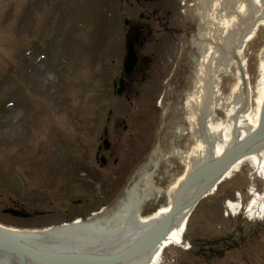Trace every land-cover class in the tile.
<instances>
[{
  "label": "rangeland",
  "instance_id": "374dc122",
  "mask_svg": "<svg viewBox=\"0 0 264 264\" xmlns=\"http://www.w3.org/2000/svg\"><path fill=\"white\" fill-rule=\"evenodd\" d=\"M76 1L65 0L63 2L61 0V4L59 5L57 4V0H44L40 4L51 3L49 11L45 10L44 12L36 4V7L39 6V12L42 13L40 17L43 16L44 18H40L39 20L33 18L34 14L30 8L25 10L28 12L27 16L21 18V20L25 17L27 19L23 20V23L18 26L20 17L19 13L15 11L16 6H19V8L20 6L25 7V3L32 2L33 4V0H0V107L3 105L2 99L9 97L18 107L17 110H14L15 108L12 107L7 114L0 115V173H2V168H5L9 179L6 183L0 182V194H2V198L4 194L11 200L15 199L16 196H22L23 192L21 193L20 191L25 188L26 184L29 185L26 186L29 189L26 196L31 194L36 195L38 189H44V185L47 184V181L52 176L47 175L45 177L44 173H42L37 180L33 178V163H35L36 159H39L43 167L46 159L57 157V150L70 147L72 144H77V148L80 149L82 145L74 137L79 128H81L77 119H74L76 115L79 116V113H81L80 116L82 118L86 119L88 117L90 121L94 122L95 127H97V117L101 111L99 106L101 95L105 97L108 95L107 84L103 80L104 76L101 77L99 74V69L102 67L103 60L115 55V49L109 46H101L99 54L94 55V50H96L95 34L97 31L94 23L101 22L103 24L104 22L105 33L108 34L107 31L114 28V9L112 7L106 9V18L104 17L101 20L99 9L102 8V4L98 2L99 0H81L79 3L82 8ZM52 3L55 9L52 8ZM69 5L75 7L74 10L78 12L82 11L76 16H73V13H71L70 17L84 18L85 25L81 29L72 28L70 30V18H62L61 32L64 30V34H57V37L54 36L52 42L48 45L50 48H46L45 52L49 54L48 62L42 60L43 62L40 61L34 64L35 68L33 71H35V74H26L24 68L29 65L23 62V58L19 54L30 43V37L32 36H27L26 33L36 34L39 36L38 42L44 45L46 41L45 37H40L42 34H38V32L41 33L43 30L44 33L48 32L44 26L46 23H49V27H52L50 20L53 15H56L53 12L56 11L57 13L64 14V9L69 8ZM8 10L13 11L6 13ZM186 17L193 23L191 19L195 17L194 13L186 12ZM172 19H177V21L172 23L174 30V24L179 26L183 31L187 29L185 17L178 9H173V13L170 15V20ZM178 19L181 20L179 21ZM64 20L66 23H64ZM42 23H44V26ZM158 23L161 25L164 23V19L158 20ZM64 24L65 26H63ZM191 26V29H193L194 26ZM77 35L80 43H69L70 40L75 42ZM67 37L69 38L67 39ZM177 47L180 48L181 46ZM263 49L264 26H260L256 30L254 37L248 40L241 52H239L241 60L245 62L250 87L253 91L259 75L260 61H258V53ZM235 64L232 63L223 77L224 80L221 85L222 97L230 96L232 89L237 83L235 79L237 66ZM108 67L112 68L110 65ZM21 72H23V75ZM173 94L175 98L178 96L179 98L176 101L177 108L175 106L171 113L169 125L167 126L169 128L165 130L164 137H162L161 153H165L166 155H169L171 151L170 141L173 140L175 135L173 132L176 122L183 124L184 132L186 130L190 131L191 128V115L183 119L181 112L184 96L189 93L182 92L180 95H176L174 92ZM154 100L152 94L148 98V93H145L142 106L147 105L149 108L145 110L144 108H140L132 118L131 129L133 130L134 137L132 136L131 140H129L126 136H123L125 148L129 153L131 150V154L133 155L131 159L132 163L138 156L144 154L148 149L149 142L152 140L143 136L148 135L144 133L147 132V122L150 115L153 116V119H156L154 114H157V111L153 110ZM21 106L23 107L20 108ZM76 109L77 112H75ZM218 114L217 124H220L226 118L224 113L218 111ZM39 115L45 118L43 117L42 123L40 122L41 125L37 129V135H28V139H26L27 133H31L30 128H33L30 122L32 120L36 121ZM173 120L175 121L172 122ZM223 126L227 127V125ZM153 133L152 131L151 137H153ZM184 137L181 147L187 154L190 151V136L185 135ZM10 140L17 143L11 144ZM179 160L178 158L171 159V163L175 166L167 174L163 173L166 167L165 164L161 163L155 177V182L164 190H169L184 171V166L180 164ZM51 165H54V162ZM13 169L21 176L20 178L13 173ZM54 169L57 172L56 174L62 172L59 166H53L52 172ZM253 170L254 168L248 160L243 162L236 173L223 182L213 194L205 197L199 203L188 221L186 232V240L190 243L191 248L189 250L192 252L183 251L187 246V243H184L182 245L183 250L181 249L180 251V249L174 248L175 251L172 254L166 255L163 260L165 264H264V218L250 220L247 217L245 218V216L240 217V215L236 218L231 216L225 217L226 200H236V195L240 193L242 204L246 205L250 200V194L247 191L251 187L260 192V194L264 192L263 177L250 178ZM11 175L15 176L17 181L15 177L11 178ZM119 176L120 174L118 178H120ZM106 181L112 180H85L83 184L89 190H93L95 195L99 196L104 192V190H101L103 183H106ZM159 181L160 184H158ZM61 183L63 184L64 181ZM17 184L18 187H16ZM3 185L7 189L1 188ZM166 201V193H163L157 205H165ZM152 207L154 211L156 206ZM52 209L54 210L52 215L46 218L50 219V223L61 222L65 218V213L57 210L58 206L56 204ZM69 211H73L71 206ZM34 219L36 218H31V220ZM37 221L34 220L31 223L25 224L17 223L16 225L41 226L35 224ZM211 244L212 247L209 252Z\"/></svg>",
  "mask_w": 264,
  "mask_h": 264
},
{
  "label": "bare ground",
  "instance_id": "6f19581e",
  "mask_svg": "<svg viewBox=\"0 0 264 264\" xmlns=\"http://www.w3.org/2000/svg\"><path fill=\"white\" fill-rule=\"evenodd\" d=\"M218 1L219 3H214V5L218 4L220 7H224L221 9L220 18H218L215 23L218 30H221V28L223 29L222 34L216 33L218 30H214V32L211 30L213 35L209 34L208 30L206 31L207 34L200 33L201 37H204L207 42L211 43L213 41V46L207 48L211 53L212 60L210 61L209 67L207 64H204L202 74L199 76L200 80H202V84L198 86V96L190 103L191 111L197 118L195 120L196 127L194 124L193 131L195 146H193L191 150V157L184 158L187 172L192 171L193 166L200 163L205 156L207 157L208 154H211V151H213L211 155H220L231 139L232 127L235 128L237 137L240 135L241 138H244L243 136H247L261 123V109L264 104V49L258 53V61H260L259 75L254 91L251 87L247 90H243L238 80L230 96H228L227 101L224 103L221 102L220 94H217V90H215V88L217 89L218 87L215 84V80L209 76V69L212 71L213 68L222 64H229L233 53L232 51H236L241 45L252 39L258 26H264V0ZM234 8H236L234 11L236 13L232 12ZM219 41H221V45H219ZM219 84L220 82H218V86ZM214 105H221V107L226 110L228 127L225 129L224 126L221 125L222 123L217 125L215 123L216 110L215 116L211 114L212 106L214 107ZM203 122H205V124H203ZM247 160L250 162V165L252 164V166H254L253 168L256 174L262 175L264 179V152L257 156L246 157L239 163H236L232 168L233 172L229 174L228 177L238 170L241 163ZM154 165L156 166V163ZM153 175L154 172L148 173L147 170H144L136 183L131 182L129 189L126 190L127 197H138V201H131V204H126L122 210L119 203L116 208L110 210L104 216L106 218L105 220H112L114 223L119 216H126V218L127 216H131V218L135 220V223L139 225L137 224L133 227L130 224L128 229L125 227V229L119 231L122 233V237L119 241H115L114 239L119 233L118 232L109 241L103 243V245H110L112 246V250H118L125 243L136 239L137 247L140 248L143 246V237L145 235L143 230L146 224L151 219L158 220L160 215L168 210V205L163 206L158 213L148 218H141V220L138 218L140 206L153 199L156 193L162 192L160 188L153 186L151 180ZM183 177L184 174L176 181L172 189L167 192L169 200L174 194L176 185L181 182ZM248 211L251 214H264V195L262 197L255 195L254 199L249 204ZM184 221L185 220L181 217L179 222H177L168 233L167 237H163L160 240L161 242L154 251L148 255L142 254V256H146L142 257V260H148L147 264H158L165 248L170 245H179L182 243L186 229V221ZM123 225H125V222ZM120 226H122V224H120L119 227ZM131 227H133V229H131Z\"/></svg>",
  "mask_w": 264,
  "mask_h": 264
},
{
  "label": "water",
  "instance_id": "95a60500",
  "mask_svg": "<svg viewBox=\"0 0 264 264\" xmlns=\"http://www.w3.org/2000/svg\"><path fill=\"white\" fill-rule=\"evenodd\" d=\"M262 149H264V104L261 109V123L253 134L240 144H231L221 156L205 162L203 165L193 170L182 182L173 198L169 212L150 224L149 229L143 237V250H150L151 247L155 246L158 241L165 237L173 225L180 220L178 217H181L182 212L188 211V209L191 208L235 162L246 155L258 153ZM27 236L28 238L32 237V235ZM25 237V233H11L0 230V249L11 252L10 247H14V244L16 242L19 243L20 240H27L22 239ZM70 243L71 242L68 240L69 247ZM69 247L64 248V245H56L53 247L55 253L52 255L50 254V258L41 259L39 262L60 264V259H66L71 264H75L82 261L84 258L91 259L92 257V248H88L89 250L77 254L72 250L73 247H70L71 249ZM16 249L18 256L23 261L25 258L29 260L37 259L33 253L20 243ZM134 251L135 249L130 246L120 251L116 257L126 259L130 257ZM14 252L16 253V250Z\"/></svg>",
  "mask_w": 264,
  "mask_h": 264
},
{
  "label": "flooded vegetation",
  "instance_id": "af4514ba",
  "mask_svg": "<svg viewBox=\"0 0 264 264\" xmlns=\"http://www.w3.org/2000/svg\"><path fill=\"white\" fill-rule=\"evenodd\" d=\"M156 1L157 0H149L146 2L152 4ZM160 1L164 6H166L167 2L169 3L171 0H160ZM142 27L144 28L145 26H142ZM175 35L177 36V34H162L164 39L174 37ZM154 41L155 42L159 41V39L155 38V34H143V46L139 48V52H142L145 46H147L148 44L151 45ZM110 150H114V147L110 148ZM110 155H112V153H110Z\"/></svg>",
  "mask_w": 264,
  "mask_h": 264
}]
</instances>
